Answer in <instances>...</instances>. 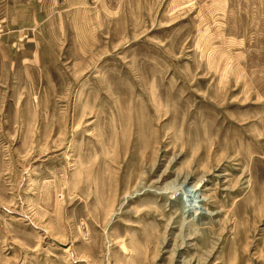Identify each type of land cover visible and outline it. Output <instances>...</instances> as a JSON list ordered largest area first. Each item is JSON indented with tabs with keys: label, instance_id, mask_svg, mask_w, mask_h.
<instances>
[{
	"label": "rangeland",
	"instance_id": "1",
	"mask_svg": "<svg viewBox=\"0 0 264 264\" xmlns=\"http://www.w3.org/2000/svg\"><path fill=\"white\" fill-rule=\"evenodd\" d=\"M0 264H264V0H0Z\"/></svg>",
	"mask_w": 264,
	"mask_h": 264
}]
</instances>
